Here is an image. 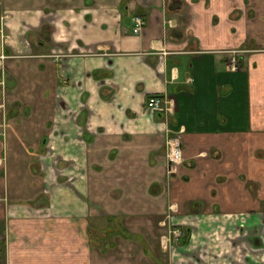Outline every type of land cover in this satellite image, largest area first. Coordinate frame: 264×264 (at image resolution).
I'll return each instance as SVG.
<instances>
[{
	"label": "crops",
	"instance_id": "crops-1",
	"mask_svg": "<svg viewBox=\"0 0 264 264\" xmlns=\"http://www.w3.org/2000/svg\"><path fill=\"white\" fill-rule=\"evenodd\" d=\"M263 226L264 0H0V264H254Z\"/></svg>",
	"mask_w": 264,
	"mask_h": 264
},
{
	"label": "built area",
	"instance_id": "built-area-1",
	"mask_svg": "<svg viewBox=\"0 0 264 264\" xmlns=\"http://www.w3.org/2000/svg\"><path fill=\"white\" fill-rule=\"evenodd\" d=\"M132 21V32L138 34L142 31L145 26V19L140 14H134L131 17ZM228 54V62L226 68L228 70L234 71L238 69V60L242 52L241 49L230 48L221 50ZM147 107L152 111L157 112H167L169 109L167 100L162 95H151L146 101ZM181 151V139L179 133L173 135L167 140L166 144V156L169 163V168L174 171L176 166L181 163L182 157Z\"/></svg>",
	"mask_w": 264,
	"mask_h": 264
},
{
	"label": "rangeland",
	"instance_id": "rangeland-1",
	"mask_svg": "<svg viewBox=\"0 0 264 264\" xmlns=\"http://www.w3.org/2000/svg\"><path fill=\"white\" fill-rule=\"evenodd\" d=\"M245 48H250V46H244ZM2 86V85H1ZM4 87H6V84H5V82H4ZM164 114V113H163ZM175 134V133H174ZM173 136V134H171V135H169L168 137H167V139H166V142H165V150H164V155H165V157H166V167H167V173H169V174H172L173 173V171H171L170 169H168L170 166H169V161H168V159H167V156H166V144H167V140L170 138V137H172ZM182 151V150H181ZM183 160V157H181V162H183L182 161ZM176 169V168H175ZM169 174H167L169 177L171 176V175H169ZM170 204L168 205V213H171L172 215L173 214H176L175 212H177V211H174V210H172L170 207ZM167 213V214H168ZM168 219V218H167ZM170 219V218H169ZM168 228V230H167V233H166V236L170 239L169 241H172V242H176V244L177 245H185V244H187V242L186 243H182L181 242V239H182V235H183V233H184V228H179V227H171V225L169 226V227H167ZM259 228L260 227H258V226H256L255 224H251V225H249V224H247V225H245V227H244V232H245V237L246 236H248V235H250V233H256L257 232V230H259ZM262 229H264V226L262 227ZM250 231V232H249ZM247 234V235H246ZM247 243H246V241H245V247H244V254H243V256L246 258V257H248V256H252V259L254 260V264H264V253H263V250H261V249H253V247L252 246H248V245H246ZM257 244V243H256ZM263 244V243H262ZM236 246L235 245H233V246H231L229 249H228V254H230L231 252L233 253V255L232 256H230L229 255V257H228V261H229V263L228 264H233V262H235L234 260V256H235V254H236ZM255 248V247H254ZM251 251V252H250ZM238 253H239V251H238ZM256 253H259L258 255L256 254ZM260 255V256H259ZM247 260V262H250V259H246ZM180 262V264H181V261H179Z\"/></svg>",
	"mask_w": 264,
	"mask_h": 264
},
{
	"label": "trees",
	"instance_id": "trees-1",
	"mask_svg": "<svg viewBox=\"0 0 264 264\" xmlns=\"http://www.w3.org/2000/svg\"><path fill=\"white\" fill-rule=\"evenodd\" d=\"M184 233L182 235V239H181V242L182 243H186L188 241V234H189V231L187 228H184Z\"/></svg>",
	"mask_w": 264,
	"mask_h": 264
}]
</instances>
